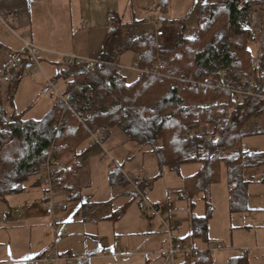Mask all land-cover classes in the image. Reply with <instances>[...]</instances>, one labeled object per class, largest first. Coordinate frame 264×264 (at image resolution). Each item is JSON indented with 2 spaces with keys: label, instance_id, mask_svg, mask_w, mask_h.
<instances>
[{
  "label": "trees",
  "instance_id": "16d2710c",
  "mask_svg": "<svg viewBox=\"0 0 264 264\" xmlns=\"http://www.w3.org/2000/svg\"><path fill=\"white\" fill-rule=\"evenodd\" d=\"M263 5L264 0L197 4L194 8L197 25L191 36L184 34L185 25L181 21L168 38L156 37L150 29L140 27L138 20L112 28L104 39L99 58L120 60L129 52L136 55L140 67H146L159 55L166 61L164 76L140 75L129 82L111 64L91 71L82 63L60 62L53 79L64 81L61 94L70 107H65L56 94L57 100L39 119H23L21 112L7 115L0 87V197L23 192L29 179L31 185H40L43 149L52 140L53 124L61 120L57 141L63 147L57 157L64 160L65 166L59 171V188L70 198L71 182L79 172L72 170L71 164L79 159L78 147L89 138L79 122L81 117L92 131L106 133L110 128H121L129 140L149 145L161 165L176 168L185 163L199 164L194 174L184 178L181 191L191 201L196 194L204 193L206 211L201 216L192 215L190 231L177 240L187 244L197 238L206 240L211 216L207 187L219 180L221 166L225 164L232 186L231 211L243 208L244 185L249 182L243 176L244 170H259L258 181L264 182V151L249 152L243 147L245 136L253 133L245 131V123L264 114V99L259 97L264 95V58L255 68L250 64L252 53L248 43L255 38V32L247 27L251 11ZM9 71L12 79L5 91L11 101L23 66ZM222 72L226 74L224 82L234 78L231 88L241 87L239 80L246 76L254 83L253 94L243 95L236 102L234 93L228 89H205L184 80L191 77L195 81L204 78L217 81ZM198 98L207 105L197 104ZM108 176L110 185L128 184L116 169ZM72 199L79 197L73 195ZM106 203L110 204V200ZM89 206L92 205L81 204L84 210ZM124 209L125 204L105 218L118 219ZM48 250L34 257L47 255ZM91 260L81 264H94ZM177 264H213V261L211 254L202 252L183 256ZM227 264H247V261L244 256H233Z\"/></svg>",
  "mask_w": 264,
  "mask_h": 264
},
{
  "label": "rangeland",
  "instance_id": "374dc122",
  "mask_svg": "<svg viewBox=\"0 0 264 264\" xmlns=\"http://www.w3.org/2000/svg\"><path fill=\"white\" fill-rule=\"evenodd\" d=\"M153 1L125 0L123 5L126 16L128 7L130 11L139 9L143 17L154 23L163 16L165 21H162L161 25H166L173 16L169 13L161 15ZM188 1L176 0L179 9ZM149 3L152 4L147 6ZM138 4L139 7L136 8ZM134 12L136 13V10ZM189 12L184 16L187 26L185 35H190L197 24L194 12ZM251 12L250 14L254 16L251 23L257 29L255 38L248 43V48L252 54H256L261 35L259 31L264 30V5ZM161 25L155 26V30L163 28L165 34L162 36L165 38L171 36L169 34L173 30H167L169 25L165 28ZM170 28L172 26H169ZM36 58L38 63H30L29 67L23 69L11 101L5 99L4 107L8 111L7 115L21 112L23 119H39L57 100L55 93L44 94L41 89L45 81L44 76L53 78L61 61L60 57L46 56L39 50ZM130 71H123L129 82L136 78V73ZM53 82L61 93L64 81L56 79ZM2 87L3 89L6 87L5 82L2 83ZM3 93L4 100L7 94L6 91ZM244 128L245 131L253 133L245 136L243 147L249 151H263L264 114L249 119ZM99 141L100 144H92L90 137L87 138L79 149L86 148L91 143L90 149L85 153L83 160L78 159L71 164L72 170L82 172V178L78 179L79 183L77 182L80 185L78 186L80 200L67 201L63 192L57 195V198L64 203L57 228L66 231V235L57 241L58 249L61 252L74 253L95 249L97 252L106 249L114 253L120 249L125 253L123 257L93 258L91 262L153 264L158 259L159 247L164 246L167 241V226H170L171 222L172 225L178 223L170 233L176 238L183 237L190 231V217L201 216L206 211V204L202 198L204 193L196 194L191 201L181 191L184 178L194 174L199 164L185 163L176 168L161 165L149 145L129 140L119 127L110 128L106 133L100 131ZM114 169L121 174L137 177L143 185H147L145 198L150 204L158 207L157 212L143 207L139 195L135 193L129 182L127 185L111 186L108 175ZM226 172V166L223 164L219 180L209 185V191L207 189L211 208L207 239H194L190 245L198 249H211L216 244L220 245V250L211 252L213 264H227L230 257L240 255L245 257L247 264H264V208H262L264 197L262 201H256V205H260L258 209L247 216L240 212H229L228 196L226 198V195L221 194L224 191L223 187L226 186ZM31 181L32 179H29L24 183L23 192L0 197V264L28 260L49 249L54 242L52 230L47 227L49 217L45 214L41 186L31 185ZM121 188H128L129 191L119 193ZM256 188L264 193L262 190L264 187ZM107 199H110V204L103 210L104 213L110 214L125 204V209L118 219H103L98 222L82 219V215L88 216L91 213V209L84 210L81 207L82 203H97ZM182 258L183 253L175 258V263L180 262Z\"/></svg>",
  "mask_w": 264,
  "mask_h": 264
},
{
  "label": "crops",
  "instance_id": "0c3cea01",
  "mask_svg": "<svg viewBox=\"0 0 264 264\" xmlns=\"http://www.w3.org/2000/svg\"><path fill=\"white\" fill-rule=\"evenodd\" d=\"M213 1L215 0H189L179 9V3H177L176 0H154L153 3L156 4L161 15L169 13L173 16L164 26L161 25L162 21H165L163 16H160L159 19L155 21L159 20V25L164 28L168 25L172 26L170 29L169 26L167 27V30L170 31L181 21L182 24L185 25V34L187 32V26L184 16L189 11L194 12V8L197 4ZM124 2L125 0H0V73L8 70L10 61L17 55H19L22 58V61L25 62L23 69L31 65L28 62L26 63L25 60L27 53L24 54V46L26 42H30L38 47L46 56H59L60 60L61 55L65 53L75 54L82 57L98 56L103 49L104 39L111 30V14H115L121 24L138 20L141 21L140 27L148 28L152 32L155 31L154 22L143 17V13L140 14L139 9L133 8L134 10L130 11V8L128 7V15L126 16L123 5ZM151 4L152 3H149L147 6H150ZM138 7L139 4L136 5V8ZM135 10L136 13L134 12ZM136 16L138 18H136ZM193 29L188 36L192 35ZM135 60L136 55L129 52L120 58V61L123 63H130ZM20 68L22 67L16 66L12 68V70L16 71ZM2 92H4V90ZM7 98L8 96L4 98L3 103ZM4 109L7 114V109L5 107ZM92 144L89 143V145L83 149H79L80 146L78 147L77 152H81L79 159L83 160L85 153L90 149ZM246 150L249 151L248 149ZM81 173V170H79L76 174V178H73L71 182L70 198L65 190L59 188V192L65 194L67 201L80 200L81 194L78 191V186L80 185L77 184V182L79 183L78 179L82 178ZM243 176L246 180H249V182L244 185L245 198L244 201H242L243 208L236 211L230 210L229 198L232 186L228 182V178H226V186L223 187L224 191L221 192V194L226 195V198L228 196L229 212H240L242 215L246 214L247 216L250 212L256 211L260 206L256 205V201H262L264 193H261V190H257L256 187L262 189V187H264V182L258 181L260 178L259 170H244ZM38 186L40 185L38 184ZM111 186H117V184ZM209 187H207L208 191ZM262 190L264 191V188ZM127 191H129L128 188H121L119 193H127ZM73 195L78 196L79 199H72ZM110 199L97 203L84 202L91 204L92 206L87 208L91 209V213L88 216L82 215V219L91 222H98L99 220L106 219L105 217H107L109 213H104L103 210L109 205V203L106 202ZM175 226H178V223L173 225L172 222L170 223V229ZM122 254L121 257L125 255L124 252ZM158 262L159 258L156 259L153 264H157Z\"/></svg>",
  "mask_w": 264,
  "mask_h": 264
},
{
  "label": "built area",
  "instance_id": "2783aa9c",
  "mask_svg": "<svg viewBox=\"0 0 264 264\" xmlns=\"http://www.w3.org/2000/svg\"><path fill=\"white\" fill-rule=\"evenodd\" d=\"M252 13V12H251ZM253 15L250 14V22H247V27L256 31V27L252 25ZM110 28L114 27H120L122 24L119 21L118 17L115 14H111L110 16ZM160 21H156L154 23V27L158 26ZM165 29L159 28L156 29L154 34L156 37L162 36L165 34ZM261 29H258V31ZM261 35L258 39V48L256 51V54H252L250 57V64L255 68L259 65L261 60L264 58V30L263 32L259 31ZM263 33V34H262ZM24 49L27 53L25 60L28 63H38V60L36 58V54L38 53L39 48L31 44L30 42H26ZM77 62L85 64L86 68L94 71L98 67L102 65H114L117 69L118 73H123L124 70H132L136 73L137 76L140 75H157V76H164L163 74V68L165 65V59L160 57L159 55H156L155 60L152 65L146 66V67H140L138 65V62L135 60L130 63H123L120 60H117L116 58L111 60L102 59L98 56H77L75 54H62L61 55V62L67 63V62ZM24 64V61H22V58L17 55L15 56L9 63L8 70H5L0 74V87L2 90V83H6L7 85L10 83L12 79L11 71L9 69L14 68L16 66L22 67ZM225 72L221 73L220 80L214 81L211 78H204L199 81H195L191 77L184 78L186 82L189 83H198L203 88H212V89H228L235 95V101L239 102L243 95H252V86L254 83L249 79H247L246 76H242L239 80V84L241 87H235L231 88L230 83L234 81V78L232 77L228 82H224L223 79L225 77ZM45 77V81L43 84V87L41 89V92L46 93H55L58 95V98L63 101L65 107H70L64 96L56 89L54 86V80L50 79L47 76ZM6 87L3 89L5 91ZM2 90V91H3ZM259 97L264 99V95H259ZM197 104H201L203 106H206L207 103L202 101L201 98L197 99ZM79 118V122L86 128V130L89 133V137L91 140V143L93 144H100L99 136L100 131L99 130H91L89 129L86 124L83 122V119L81 117ZM62 126V121L58 120L53 124L54 127V134L52 137L51 142L43 149L44 153V163H43V171L41 174L40 179V186L42 189V200L45 203V214L49 217V221L47 222V227L52 230L53 235V244L50 246L48 250L47 255L43 256H37L32 257L28 260L22 261L23 264H81L84 263L87 260L93 259V258H108V257H115V256H122V251L118 250L114 253H110L106 249H102L100 252L96 253H74V252H61L58 249L57 241L62 236L66 235L65 229L58 230L57 224L59 222V214L64 209V203L57 198V195L59 193V180H60V173L59 171L62 170L65 166L64 160L59 159L57 157L58 150L62 149L63 144L59 143L57 141V137L59 135L60 128ZM130 185L132 186L133 190L137 195H139L141 199V203L143 207L146 210H153V212H157L158 207L150 204L146 198L145 193L148 188L147 185H141V182L137 177H133L132 175L123 174ZM170 226H167L168 230V238L164 246H160L157 254L159 258V262L157 264H176L175 258L183 253V256H197L202 252H207L211 254L212 251H217L221 249V246L216 244L211 249H198L195 247H191L190 244L183 243L181 241H178L176 237H174L170 233ZM16 263L18 261H15Z\"/></svg>",
  "mask_w": 264,
  "mask_h": 264
},
{
  "label": "bare ground",
  "instance_id": "6f19581e",
  "mask_svg": "<svg viewBox=\"0 0 264 264\" xmlns=\"http://www.w3.org/2000/svg\"><path fill=\"white\" fill-rule=\"evenodd\" d=\"M60 190V189H59ZM190 244V243H189Z\"/></svg>",
  "mask_w": 264,
  "mask_h": 264
}]
</instances>
